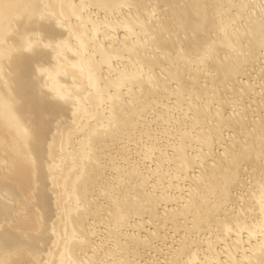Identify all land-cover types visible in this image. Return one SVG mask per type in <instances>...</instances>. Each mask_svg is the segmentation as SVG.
I'll return each instance as SVG.
<instances>
[{
  "label": "bare ground",
  "instance_id": "6f19581e",
  "mask_svg": "<svg viewBox=\"0 0 264 264\" xmlns=\"http://www.w3.org/2000/svg\"><path fill=\"white\" fill-rule=\"evenodd\" d=\"M0 264H264V0H0Z\"/></svg>",
  "mask_w": 264,
  "mask_h": 264
}]
</instances>
